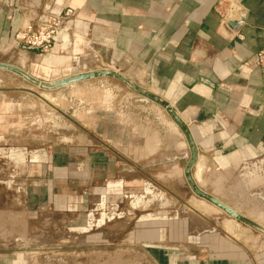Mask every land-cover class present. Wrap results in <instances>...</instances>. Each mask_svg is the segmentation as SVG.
Returning <instances> with one entry per match:
<instances>
[{"label": "rangeland", "instance_id": "374dc122", "mask_svg": "<svg viewBox=\"0 0 264 264\" xmlns=\"http://www.w3.org/2000/svg\"><path fill=\"white\" fill-rule=\"evenodd\" d=\"M45 1L30 0L29 5L43 7ZM27 3L0 0V63L19 67L45 82L109 69L101 59L86 57L66 58L55 65L53 62L62 59L53 54L55 44L49 50H30L21 38L24 26L13 30L10 25L13 17L23 24L21 15ZM68 26L65 21L61 28ZM65 35L59 39L62 43ZM123 74L138 82L130 73ZM10 95V100L23 103L19 110L23 120L12 134L0 135V264H160L158 259L164 264L169 262L168 255L181 262L204 256L229 257L231 252H248L255 260L264 258L263 233L191 189L184 173L191 157L189 144L158 103L143 100L114 76L48 89L0 68V98ZM119 123L128 127L123 136L127 142L129 136L132 141L138 137L136 145L118 142ZM57 144L109 148L114 161L125 162L135 172L132 178L138 180H127L126 189L131 190L121 194L110 191L123 187L119 177L84 188L79 195L84 203L78 211L48 205L29 213L27 177L19 173L21 163L28 154L34 158L42 148L47 152ZM263 165L256 162L230 176L212 163L200 161L192 174L204 191L264 227L262 178L255 184L261 187L249 186L252 173L264 170Z\"/></svg>", "mask_w": 264, "mask_h": 264}, {"label": "crops", "instance_id": "0c3cea01", "mask_svg": "<svg viewBox=\"0 0 264 264\" xmlns=\"http://www.w3.org/2000/svg\"><path fill=\"white\" fill-rule=\"evenodd\" d=\"M28 2L23 24L12 18L13 30L43 12L75 11L54 46L53 54L62 59L51 62L101 59L162 95L189 126L199 150L197 163H212L230 176L256 162L264 164V68L257 63L264 49V0H47L43 7H30ZM241 14L246 20L234 31L227 21ZM11 96L0 98V135L12 134L23 120V103ZM118 127V142L136 145L138 137L132 141L129 136L128 142L123 137L127 125ZM29 155L19 172L27 177L29 213L48 205L78 211L84 188L119 177L123 187L110 191L121 194L131 190L126 189L127 180H138L125 162L114 161L109 148L57 144L47 152L42 148L34 158ZM251 176V189L261 187H255L260 177L264 185V170ZM166 258L169 262L164 264H264V258L255 260L248 252L181 262Z\"/></svg>", "mask_w": 264, "mask_h": 264}, {"label": "water", "instance_id": "95a60500", "mask_svg": "<svg viewBox=\"0 0 264 264\" xmlns=\"http://www.w3.org/2000/svg\"><path fill=\"white\" fill-rule=\"evenodd\" d=\"M245 15L241 14L238 19L234 20H229L227 21L228 26L232 28L234 31H239V29L242 27L243 23L245 22ZM30 50L36 49L34 46H29ZM108 66L109 69H100V70H92L89 72L85 73H80V74H74L72 76H68L65 78L60 79L59 81L56 82H45L42 79H36L33 76H31L29 73L25 72L24 70L20 69L19 67H16L14 65L10 64H4L0 63V68L4 69H9L13 72L18 73L19 75L23 76L26 78L28 81L35 85H39L42 88H48V89H54V88H59L71 83H76L78 81L90 79V78H95V77H100V76H114L121 81H123L125 84L129 85V87L134 90L136 93L140 94L143 96V100L145 101H154L164 107L167 112L170 114L172 119L176 122V124L182 129L184 132L190 152H191V157L189 161L187 162V165L185 167V176L186 179L191 186V189L194 191L196 195L199 197L207 200L211 204L215 205L216 207L220 208L224 212H226L228 215L234 217L238 221L247 224L251 228L260 231L261 233L264 234V227L262 225H259L257 222H255L253 219L249 218L248 216H245L241 212L237 211L235 208L231 207L230 205L226 204L224 201L219 199L218 197L204 191L202 188H200L197 185V181L193 177L192 174V169L193 166L197 163L198 161V156H199V150L198 147L193 140V137L191 135L189 126L185 123V121L181 118L179 113L175 111V109L171 106L170 103H168L164 98H162L159 94L153 93L152 91L146 89L145 87H142L141 85H138L132 78L127 77L126 75L123 74L122 69L117 67L114 64H105Z\"/></svg>", "mask_w": 264, "mask_h": 264}, {"label": "built area", "instance_id": "2783aa9c", "mask_svg": "<svg viewBox=\"0 0 264 264\" xmlns=\"http://www.w3.org/2000/svg\"><path fill=\"white\" fill-rule=\"evenodd\" d=\"M74 15L75 11L72 9H66L65 13L58 15L43 12L38 19L24 25L21 31L22 41L29 46L49 50L57 41L63 29L61 28L63 23L69 22L68 20H71ZM257 63L264 68V49L258 52Z\"/></svg>", "mask_w": 264, "mask_h": 264}, {"label": "bare ground", "instance_id": "6f19581e", "mask_svg": "<svg viewBox=\"0 0 264 264\" xmlns=\"http://www.w3.org/2000/svg\"><path fill=\"white\" fill-rule=\"evenodd\" d=\"M65 36H67V35H65ZM258 216V215H257ZM260 216V215H259ZM257 220L259 219V217L258 218H256ZM260 221H261V219H260ZM259 224V223H258ZM260 225V224H259Z\"/></svg>", "mask_w": 264, "mask_h": 264}]
</instances>
